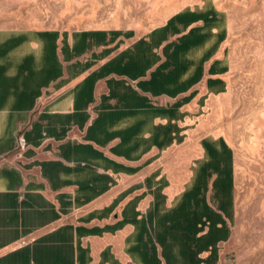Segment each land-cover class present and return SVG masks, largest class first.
Wrapping results in <instances>:
<instances>
[{
  "label": "crops",
  "instance_id": "1",
  "mask_svg": "<svg viewBox=\"0 0 264 264\" xmlns=\"http://www.w3.org/2000/svg\"><path fill=\"white\" fill-rule=\"evenodd\" d=\"M228 27L203 1L146 29L0 28V264H234L233 151L200 118Z\"/></svg>",
  "mask_w": 264,
  "mask_h": 264
},
{
  "label": "rangeland",
  "instance_id": "2",
  "mask_svg": "<svg viewBox=\"0 0 264 264\" xmlns=\"http://www.w3.org/2000/svg\"><path fill=\"white\" fill-rule=\"evenodd\" d=\"M203 1L228 17L230 73L224 95L200 111L201 133L233 151V263L264 264V0H0V28L146 29Z\"/></svg>",
  "mask_w": 264,
  "mask_h": 264
},
{
  "label": "built area",
  "instance_id": "3",
  "mask_svg": "<svg viewBox=\"0 0 264 264\" xmlns=\"http://www.w3.org/2000/svg\"><path fill=\"white\" fill-rule=\"evenodd\" d=\"M26 143L22 133H18L15 138V153L17 158L22 156V152L25 149Z\"/></svg>",
  "mask_w": 264,
  "mask_h": 264
},
{
  "label": "bare ground",
  "instance_id": "4",
  "mask_svg": "<svg viewBox=\"0 0 264 264\" xmlns=\"http://www.w3.org/2000/svg\"><path fill=\"white\" fill-rule=\"evenodd\" d=\"M166 9V8H165Z\"/></svg>",
  "mask_w": 264,
  "mask_h": 264
}]
</instances>
